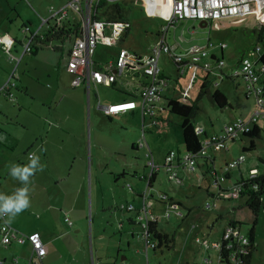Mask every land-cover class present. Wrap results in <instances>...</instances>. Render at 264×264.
I'll list each match as a JSON object with an SVG mask.
<instances>
[{"label":"crops","instance_id":"obj_1","mask_svg":"<svg viewBox=\"0 0 264 264\" xmlns=\"http://www.w3.org/2000/svg\"><path fill=\"white\" fill-rule=\"evenodd\" d=\"M65 1H62V5L70 0ZM117 1H121L126 9V20L129 24V29L127 28L128 30L121 32L119 37L114 38L110 45L101 36L98 37L94 52L91 56L94 66L101 68L106 74L112 73L115 75L114 81L110 84L105 82L80 83L77 86L72 84L74 74L68 70V64L72 46L75 40L79 36H82L81 30L77 36H74V38L72 36L68 39L71 41L68 49L65 48L64 44H56V49L55 47L46 45L43 47L38 46L37 49L34 48L30 52L34 57H25L24 55L30 54L25 53L17 61L10 60V57L7 61L0 54V58H4V61L0 63V136L7 137L5 142H0V155L4 158L0 163H8L7 165H9L12 162L17 163V159L22 161L20 164L27 162V155L24 154L26 153L24 149L27 151V148L34 145L33 151H36L41 156V162L46 164L43 172L52 171L55 185L63 182L61 186L64 188L56 187V190L58 192H76L75 195H67V198L64 197L59 204L56 203L54 200L55 197L52 198L50 193L48 195L44 193V190H46L44 188L46 187H43L42 184L36 181V178L43 179V172H38L33 178L34 187L31 193V207L7 223L21 233L30 234L38 232L43 243L40 249V255L42 257L36 252H32V244L29 241L23 244L15 241L9 244L0 243V261H2V264H123V261L127 259V255L124 254L125 249H123V242L121 241L128 242V240L124 239L127 235L124 232L120 235L124 234L125 236L123 235L124 237L117 239L115 234L119 228L123 231H128L126 222L130 223V218L134 217L138 223H141L146 220L147 214L149 217L156 218L162 229L170 232L172 231L170 224L168 223L166 226L162 225L161 218H165V221L171 218V210H176L173 207L174 204H177L178 210L185 207V203L177 198L175 193H171L170 187L165 190H157L154 186L156 177L161 170L160 168L164 169L168 175V171L164 168V165L166 156L170 151L176 152L171 162L172 168L176 171V182L180 186H186V178L193 180V177L197 175V178H200L204 183L202 184V181L198 183V188L200 189L204 185L207 196L214 199H229L222 195L224 194V189L233 187V184L238 182L241 176H244L239 165L237 166L239 177L233 181L232 171L230 169L231 177L223 183L218 182L221 190L216 188V192H213L210 188L211 184L207 178L206 171L211 174V183L215 185L214 181L217 182L218 176L222 175L215 168L217 157H219L218 155L222 156V150L214 152L213 156L209 159L197 157L195 168L190 169L185 162L186 150L181 153L178 149L169 148L166 152H161L165 153L161 155L157 146L154 143L151 144V136L153 135L152 128L165 122V113L167 111L170 112L168 109L169 101L172 99H180L190 104L187 100V95H190L189 90L195 84L198 75L203 77L202 82L206 77L209 78V76H213L214 80L217 79L215 80V84L217 85L216 89L225 93L229 103L234 106L229 95L231 90L226 89V92L219 88L231 72L225 70L224 66L219 68L217 65L219 59H223L224 61V49L220 48V57L212 51L203 59L210 63L214 62L213 65L211 64L210 71L202 68L201 65L204 61H201L199 65L196 64V66L184 68L185 70L182 73L178 71L182 67L175 64L179 77L176 83H171L169 76L159 65V60L163 52L160 53L158 66L162 73L161 89L152 104L143 106L139 101L140 91L146 84L150 83L151 77L147 76L143 69L137 65L136 59L151 55L154 45L160 41L171 46L174 52L184 55L204 46L199 47L197 44L185 46V43L180 39L170 44L167 40L168 26L163 27L161 33L158 35L159 40L151 46L148 52L149 54L136 51L131 52L128 48L118 46L119 42H124L131 29V22L127 17L128 11L126 4L129 5V2L134 3L136 0ZM140 1H145L148 4L153 16H160L167 13L169 26H175L176 28L178 24L182 28L185 26L184 20L174 23L170 22V11L172 10L170 0ZM79 4L80 9L83 12L86 11V2L82 0ZM38 5L42 9L44 8L43 10L47 9L43 3H38ZM8 6L10 12L6 13L2 9L0 11V20L5 18V21L8 19L9 22H12L16 18V15L19 16L20 13L17 12L16 8L12 7V2H8ZM51 8L59 10L62 7L56 9L54 6H50L49 12ZM80 9H73V11L80 14L78 15L81 20L78 23L83 27V18ZM43 14L39 15L41 25L34 31H41L43 27L48 25V22L53 23L52 18H50L52 17L51 12L49 17H45ZM98 19L105 21L102 18ZM210 22L208 21V24ZM30 23L33 24V21H30ZM11 31L12 28L10 26L8 28L5 27V34H10L14 39H17L18 37L14 33L12 34ZM113 31V25L108 24L105 29V35L112 36L114 35ZM100 41H103L105 48L99 47L98 42ZM208 41H210V38ZM121 50H127L132 59L124 66L117 65ZM166 55L171 59L169 54ZM12 62H16L13 71L17 77L15 85L10 88V91L13 92L12 97H10L1 91V88L10 76L9 74L7 75V71L10 70L9 67ZM185 74L188 75L186 89L181 85L182 79H180ZM235 79L237 80L235 83L237 87H240L241 83L244 85L245 100L248 101L250 96L253 95V92L248 88L243 78L239 77ZM261 85H264V80H262ZM126 100H136L138 101V105L133 109L111 115L101 109L102 105ZM261 117L264 118V114ZM130 119H141V125L139 124L140 129H132L130 131L129 127L131 126L128 123H124L125 120L129 121ZM235 121L227 123L226 125L232 124ZM258 125L261 126L259 121ZM196 130L199 136H203H201L202 139L209 138L211 135L220 132L210 133L205 127L200 125H196ZM115 132L123 137L116 136ZM147 133H150L149 138L147 137ZM107 135L109 139L106 140L108 141L106 144L104 142ZM98 138H102L103 141H98ZM19 146H24L20 154L14 151L15 147ZM8 150L11 152V156L9 157L11 161L9 162L6 158ZM135 150H142L145 157L146 152L149 151L150 157L153 158L154 163L160 166V170L155 171L156 175L151 184H149L150 181L146 180L147 184L143 190H141L140 186L135 188V190L133 189V191L128 192L125 190V193L118 195L116 189L113 187V183L114 181L120 182L119 179L125 176L127 174L126 172L130 171V168L127 169L130 163L131 170H135V165L137 164L136 155L132 152ZM224 150L229 151V147ZM22 153L24 156H22ZM114 155L119 156L118 160L122 161V167H112L117 162L111 163ZM161 158L163 159L160 161ZM72 159H74L73 166L77 165L73 169L72 165L68 166ZM233 160L235 159L230 161ZM210 163H212V168ZM7 165L1 167V169H5L6 173H8ZM146 167L149 169L147 165ZM104 169H109L108 174L112 175V178H106L104 180L109 182L106 185L110 193L105 192L101 185L99 186L100 181H102L100 173H106ZM251 169L259 168L256 166L250 167L246 176L249 175ZM7 180L8 177L2 180V182ZM75 180H78V187L74 186ZM169 180L173 181V179ZM14 186H18V182L14 181L12 187ZM11 188L7 187V190L10 191ZM57 191L55 194H57ZM165 195L167 197L163 199ZM241 199L244 201L241 202ZM134 200H138L139 205H136V202L134 204ZM47 201L51 202V204L47 203ZM244 202V197L238 196L236 200L237 204L235 205L244 208ZM209 203H207V208L211 209V203ZM161 204H165V207ZM212 204L213 207L217 206L215 202ZM130 205H133L134 209H127ZM144 205L146 206V211L143 209ZM188 209L191 211L193 206H189ZM116 212H121V215L116 217ZM131 212H133V215H130ZM160 212L164 214L159 215ZM167 212H170L169 217L166 215ZM178 216L184 218L181 212L178 213ZM67 218H70L69 221L71 224L66 220ZM4 221L5 219H0L1 223ZM113 226H117L118 230H115ZM109 227H112V229H109ZM192 228L198 229L202 227L194 224ZM120 232L118 231L117 234ZM221 237L222 233L220 238L217 237V239L211 241L209 237L196 236L195 242L208 253L201 258L199 263L192 260L191 250L186 247L187 243L184 244L182 254L183 264H205L208 259L212 260V263H216L219 254L218 241ZM198 238L207 241L208 247L200 245L197 241ZM151 248V246L148 248L145 246L147 261L149 258L148 252ZM147 264H150V261Z\"/></svg>","mask_w":264,"mask_h":264},{"label":"rangeland","instance_id":"obj_2","mask_svg":"<svg viewBox=\"0 0 264 264\" xmlns=\"http://www.w3.org/2000/svg\"><path fill=\"white\" fill-rule=\"evenodd\" d=\"M0 1V11L4 9L6 13H9L10 8L8 6V2H12V7L16 8L17 12L20 13L19 16L16 15V18L13 19L12 22H9L8 19H6L5 21V18H2L0 20V40L3 43L7 44L8 41L7 36L4 32L5 27L8 28L10 26L12 28V34L14 33L16 37H18L17 43L11 46L9 48V51L3 50L0 46V54L3 55L7 61L10 55L14 56L16 58V61L22 56L25 42H27L25 38V32H23L24 24L29 25L31 30L34 31L41 25V19L39 18L40 14L44 13L43 15L45 17H49L50 6H54L56 9H59L60 7H64L66 5V8L68 9L66 18L70 19L72 22H79L81 20L79 16L80 14L78 13V15L77 13H75L71 5H69L71 0L68 2L67 0ZM62 1H65L67 3H64V5H62ZM38 3L45 4L47 9L43 10L44 8L42 9L38 5ZM128 4L129 5L126 4V8L128 11L127 17L131 22V29L124 42H119L118 46L128 48L131 52L136 51L139 53H148L151 49V46H153L157 42V40H159L158 35L159 33H161L163 27L166 26L169 27L167 40L170 44L175 43L180 39L185 43V46H190L192 44H197L199 47L204 46L203 48H205L208 53L214 51L220 57L221 45L226 43L227 47L224 48V68L228 71H231V69L233 68H237L240 64V58L243 56L248 57L254 62L257 61L260 53L255 51L254 48L256 46H260L262 51L264 52V43L257 41L259 26L264 23V9H262L258 3L253 4L252 8L243 14L224 16L219 19H214L204 27L200 26L199 20H184L185 26L183 28L179 26V24L177 28L175 26H169L167 13L160 16H153L150 12L148 4H146L145 1L142 2L140 0H136L134 3L129 2ZM30 21H33V24L30 23ZM72 36V38H74V35ZM209 38L210 41H208ZM47 43L48 44L46 46L55 47L56 49V44L60 45L61 41L52 40L51 42ZM63 44L65 48L68 49L71 41L66 39ZM98 44L99 47L105 48L103 41L98 42ZM97 54L99 55V53ZM24 56L34 57V55L31 53ZM4 58H0V63L4 61ZM15 64L16 62H12L9 67L10 70L7 71V75H10L13 72ZM211 64L213 65L214 62H212ZM159 65L169 76L171 83H176V80H178L179 78L176 72V65L166 55V53H163L161 55ZM260 75L262 83V80H264V72L262 74L260 73ZM15 76L17 77L16 74ZM16 77L11 80L14 85ZM180 79H182L181 85L184 87V89H186V81H188V75L185 74L181 76ZM202 79L203 77L201 75H198L195 84L189 90V93L190 95L192 94V96L190 97V95H187V100L190 103L193 102L199 95ZM209 79L212 80L213 83L208 94L203 96L199 102L200 110L195 118V124L197 126H203L211 133L220 131L224 126H226L227 123H231L238 118L242 117L245 120H249L251 118V116L256 111L255 94L250 96L248 101H246L244 85L241 83V86L237 87L235 84L237 81L236 79L232 80L227 78L223 81L219 88L224 91H226V89L231 90L229 92V95L230 100L233 102L234 106L221 108L217 104L213 103L211 99V93H213L217 88V85L215 84V80L217 79L214 80L213 76H209ZM10 92L13 94L12 91ZM165 116V122L163 124H159L157 127L155 126L152 128L153 135L151 136V144L154 143L157 146L158 151L161 155L165 154L161 152H166V150H168L169 148L178 149L181 151V153H183L185 149L181 128L182 118L179 115H176L169 111L165 113ZM258 121L261 126L264 127V118L261 117ZM124 123H128L131 126L129 127L130 131L132 129H140L139 124L141 125V119H130L129 121L125 120ZM115 135L118 137L122 136L117 132H115ZM149 136L150 133H147L148 138ZM107 139H109L108 135L107 138H105L104 142L106 144L108 143V141H106ZM98 141H103V139L98 138ZM248 142V139L244 136L239 137L235 140H230L228 142L229 151L222 149V156L218 155L219 157H217L216 160L215 168L219 174H225V166L227 163H229L228 161L237 159L241 154L245 156V160L240 163V167L242 169V172L244 173V176H246V174L248 173L247 171L252 166H256L260 171L264 172V162L259 159L260 157L264 158V132L261 134V137L256 140V149L253 151L244 152L243 147L247 145ZM33 147L34 145H32L30 148H27V151H25L24 149V152H26L24 154L28 155V153L33 152ZM23 148L24 146L15 147L14 151L19 152L20 154V152L23 151ZM132 152H134V154L136 155L135 158L137 164L135 165V170H131L130 163L127 166V169L130 168V171L126 172L127 174L119 179L120 182L114 181L113 187L116 189L118 195L125 193V190H127L128 192L133 191V189L135 190V188L140 186L141 190H143V188L147 184L146 180L142 178V176L149 172V169L146 167L147 158L144 156L142 150H135ZM10 153L11 152L8 150V154L6 156L8 162L11 161V159L9 160V157L11 156ZM24 154L22 153V156H24ZM3 159L4 158H2L0 155V162ZM118 159L119 156L114 155L111 163L115 161L117 162L112 167L118 168L123 166L122 161ZM162 159L163 158H161L160 161ZM73 160L74 159H72L68 165H72V169L77 166H73ZM21 162L22 161L20 159H17V163L20 164ZM25 163L27 162H24L23 164ZM7 164L8 163H0V183L2 182V180H5V178L8 177L7 181L1 183L0 191L4 192L6 190V192L10 193L15 188V186L12 187L14 180L8 175V173L5 172V169H1L3 165L5 166ZM210 165L212 168V163H210ZM220 166L222 167V169ZM160 169V172L157 175L154 183L155 189L165 190L170 187L171 193H175V196L185 203V207H182L181 210H171L172 215L171 218L167 219L168 221H165V218H161V224L166 226L169 223L172 228V231L170 232L175 233L177 248L171 251L167 250L166 248L153 251V249L151 248L148 252V261H150V264H183V245L186 243V247L191 250L192 260L199 263L201 258L208 253H206L204 249L195 242L196 236H206L209 237L211 241L217 239V237L220 238L221 233L223 234L224 230L227 228V225L231 220H239L240 222H242L241 231L244 234H248L249 228L251 227L254 218L253 213L248 208L237 207L235 205L237 204L235 200L231 201L223 198L214 199L207 196L204 185L202 188H198V183H201L202 180L200 178L198 179L197 175L193 177V180L186 178V186H180L176 182V178L173 179V181H170L166 171L162 168ZM230 169L232 171V179L233 181H235L239 177L237 166ZM104 170H106V173H100L102 181H100L99 186L101 185L105 192L110 193L106 185L109 182L104 180H106V178H112V175L108 174L109 169ZM42 175L43 179L36 178V181L39 184H42L43 187H46L44 188L46 189L44 190V193L46 195L50 193L52 198L55 197L54 200L56 203L59 204L64 197L67 198V195L76 194V192L72 191L58 192L56 190V187L64 188L63 186H61V183L63 182H59L55 185L54 175L52 171H45ZM206 175L208 176L207 178L211 184L210 188L213 192H216V187L211 183V174L206 171ZM65 180L67 181V179ZM202 184H204L203 181ZM74 186L78 187V180H75ZM7 187L12 188L10 189V191H8ZM33 187L34 185L32 184L31 188ZM56 191L57 194H55ZM243 201L244 200L241 199V202ZM133 202L134 204L136 202V205H139L138 200H134ZM214 202L217 205L216 207H213L212 203ZM47 203L51 204V202L49 201H47ZM207 203L211 205V209L207 208ZM161 205L165 207V204ZM189 206H193V209H191V211H189L188 209ZM179 212L184 215V218H182V216H178ZM115 214L116 217H118V215H121V212H116ZM163 214V212L159 213V215ZM130 215H133V212H131ZM126 224L128 231H123L121 230V228H119L118 230L117 226H113L115 227V230L121 231L119 234H117L118 231L116 232L115 236L117 237V239H121L125 236L124 234L127 233L124 239L128 240V242L124 240L121 241L123 242V249H125L124 254L127 255V259L123 262L126 264H147L145 243L142 238H140V236L142 237V230L140 225L136 224L135 226H133L134 236H132V226H130V223L128 222H126ZM194 224H198V227L202 228L193 229L192 225ZM109 229H112V227H109ZM123 232L124 236L120 235ZM256 241L257 250L254 254L251 264H264V209L261 211L259 216Z\"/></svg>","mask_w":264,"mask_h":264},{"label":"built area","instance_id":"obj_3","mask_svg":"<svg viewBox=\"0 0 264 264\" xmlns=\"http://www.w3.org/2000/svg\"><path fill=\"white\" fill-rule=\"evenodd\" d=\"M82 0H72L70 1L69 5L75 10H79L80 4L79 2ZM86 2V11L82 13L83 18V27H81V34L79 36L71 49L70 59L68 64V70L74 74V78L72 80V84L77 86L80 83H112L115 79V75L112 73L106 74L102 71L101 68L96 67L93 65L91 56L94 52V48L97 42L98 37H102L105 42L110 45L113 42L114 38L119 37L121 32L126 30L129 26L127 22L116 20L112 22H107L106 20H99L93 18L96 13V5L101 0H83ZM107 2H113L116 0H105ZM171 3V14H170V22L174 23L177 21H182L186 19H193V20H207L212 21L214 19H219L224 16H233L238 14H243L249 11L253 4L258 3L259 6L264 9V0H170ZM68 9L66 6L60 8L59 10H54L51 8V16L50 18H62L66 16ZM46 21V20H45ZM47 22V21H46ZM108 24L113 25V33L114 35L109 36L105 35V29ZM23 32L28 34V39L26 40L24 45V51L22 53H30L33 51V39L35 35L39 32L32 31L30 26H24ZM0 46L3 50L9 51L11 46L3 43L0 40ZM227 47V44H222L221 49ZM169 54L172 61L182 67L179 68V72L182 73L186 67H192L199 65L201 61H204L208 56V52L203 49H197L194 51L189 52L187 55L176 53L173 51V48L169 45H166L163 42H157L154 47L151 55L146 56L144 58H139L138 61L141 62L140 67L143 68L144 73L147 76L151 77L150 83L146 84L140 91V103L143 106H148L152 104L155 99L157 98L162 83V73L158 66V59L160 53ZM189 56V57H187ZM10 60L16 61V58L10 55ZM132 60L131 55L127 50H121L119 53V57L117 60V65L124 66L128 63V61ZM137 62V59H136ZM218 67L222 68L224 66L223 59L218 60ZM203 69L206 71L211 70V63L209 61H204L201 65ZM230 75L233 77H242L245 79L248 88L255 94L256 96V104H257V111L252 115V117L248 121H244L243 119H238L234 123L226 125L224 129L220 132H217L211 135L209 138L206 139L204 143L203 149H201L198 154L195 156L189 157L186 155L185 162L190 169L195 168L197 164V157H206L211 158L213 156V152L221 151L222 149H228V142L230 140H235L244 133L248 132L252 125L257 122L262 114H264V85H261V75L259 71L255 68V65L251 59L248 57H243L240 64L237 68H233L230 72ZM16 77L15 72L13 71L8 81L5 85L1 88V91L12 97V93L10 92V88L14 85L11 80ZM9 91L5 92L6 89ZM138 105V101L136 100H126L117 103H111L108 105H102L101 109L111 115V114H118L130 109L135 108ZM263 111V112H262ZM176 152L170 151L169 154L166 156V161L164 168L168 171V178L175 179L176 171L172 168V160L175 157ZM146 157L148 158L147 166L149 167L148 174L142 176V178H146L150 181L152 175L157 171L160 166L154 163L152 157H150L149 151L146 152ZM245 160L244 155H240L238 159L231 161L225 167L226 170L229 168H233L237 166L239 163ZM257 174V169H251L249 171V176L254 177ZM222 176L218 177L217 181L222 182ZM239 187L234 186L229 187L225 190L224 195L226 197H233L238 198L239 196ZM173 207L175 209L178 208L177 204H174ZM127 209H134L133 205L127 207ZM143 209L146 211V206H143ZM166 215L169 217L170 212H167ZM141 218V216H139ZM69 223V219H66ZM156 218L149 217L146 214V220L141 222V230H142V239L145 242L146 248L149 246L154 247L155 243L152 240L149 232H148V221H155ZM224 238H229L231 235L232 237L236 238V246L237 248L242 251L245 245L248 243V237L246 234L242 233L239 227H235L233 225H229L225 229ZM17 242L19 244H23L26 241H29L32 244V252L37 253L40 257V249L43 246L41 237L38 232H33L30 234H25L17 231L14 229L9 223L6 221L0 222V243L9 244L11 242ZM200 245H204L208 247L207 241H203L202 239H197ZM219 251H220V244ZM208 262H212V260L208 259ZM2 264V261H0Z\"/></svg>","mask_w":264,"mask_h":264},{"label":"trees","instance_id":"obj_4","mask_svg":"<svg viewBox=\"0 0 264 264\" xmlns=\"http://www.w3.org/2000/svg\"><path fill=\"white\" fill-rule=\"evenodd\" d=\"M95 9H96V13L93 18L96 19L102 18L106 21H115L119 19L124 22H127L126 9L124 8L121 1L116 0L110 3L105 0H101L96 5ZM66 17L67 16H64L60 19L52 18L53 23L48 22V25L43 27L42 30L35 35L33 42L31 44L33 45V48L37 49L38 46L43 47L48 44L47 42H51L52 40H60L61 41L60 45H62L63 42L66 39L71 38L72 35L77 36L81 30V24L78 22H72L70 19ZM24 26H27V24H24ZM6 36L8 40L7 41L8 46H13L15 45V43H17L18 40L14 39L10 34H6ZM25 38L26 40L28 39V34L26 33H25ZM257 41L264 43V23H262L259 26V30L257 33ZM254 49L260 54L258 60L255 62L253 61V63L255 65V68L258 71H260L259 73L262 74L264 72V52L262 51L260 46H256ZM242 59L243 57L240 58L239 63L241 62ZM137 65L138 66L141 65V62L138 61V59H137ZM227 78L234 80V78H239V77H233L229 75L227 76ZM212 83L213 81L206 77L204 81L201 83L199 95L190 104L183 102L180 99H172L169 101L168 104V109L170 110V112L179 115L182 118L181 128L183 134V141H184L185 150L189 157L198 154V152H200L201 149H203V147L205 146L204 143L207 138L202 139V137L199 136V133L196 130L195 118L200 110L199 102L203 96L208 94ZM7 91H9L8 88L5 90V92ZM211 99L213 103L217 104L221 108L232 106L229 103L225 93H223L219 89H216L214 90L213 93H211ZM263 132H264V127L259 126L258 121L255 122L252 125V127L249 129V131L243 134V136L246 137L249 141L248 144L243 147V151L248 152L255 150L257 145L256 140L261 137V134ZM205 134L207 135L206 132ZM202 158H206V157H202ZM259 159L262 162H264V159H262L261 157ZM239 165L240 163L237 166ZM229 170L230 168L226 170L225 174L218 176V177L222 176L223 178L222 183L226 179H229L231 177V173L229 172ZM155 175H156L155 173L152 175L149 184H151ZM214 184L216 188H219L221 190L218 181L217 182L214 181ZM233 185L239 187L240 189L239 197H244L245 199L243 205L246 208H248L254 215L252 225L249 228L248 234H246L248 237V243L245 245L242 251H240L236 246L235 237H232L231 235L229 238L226 239L224 238L223 235L225 232L224 230L221 239L218 241V243L220 244V251L216 263L208 262L205 264H251L254 254L257 250V241H256L257 225L259 223L260 213L264 209V172L257 169V174L254 177H250L249 175L241 176L238 179V182H236ZM228 188L229 187L225 188L224 192ZM163 197H164L163 199H165V197L167 196L165 195ZM226 198H229L228 200L231 201L234 200L236 201L238 199L233 197H226ZM135 221L136 219L134 217L129 219V222L131 224ZM158 222L159 221L157 220L148 221V232L155 243V246L152 247V249L155 251L161 250L162 248H166L169 251L174 250L176 245L175 233L165 231L159 226ZM230 224L239 228H241L242 226V222H240L239 220H231L230 223L227 225V227H229Z\"/></svg>","mask_w":264,"mask_h":264},{"label":"clouds","instance_id":"obj_5","mask_svg":"<svg viewBox=\"0 0 264 264\" xmlns=\"http://www.w3.org/2000/svg\"><path fill=\"white\" fill-rule=\"evenodd\" d=\"M6 140V136H0V142H5ZM6 167L8 175L18 182L19 185L10 193L0 191V219L10 222L31 207L33 178L38 172L45 170L46 164L42 163L41 156L36 151H33L28 153L27 163L12 162Z\"/></svg>","mask_w":264,"mask_h":264},{"label":"water","instance_id":"obj_6","mask_svg":"<svg viewBox=\"0 0 264 264\" xmlns=\"http://www.w3.org/2000/svg\"><path fill=\"white\" fill-rule=\"evenodd\" d=\"M200 26H207L208 25V21L207 20H200ZM136 224H138V225H140V223H138L137 222V220L135 221V222H133L132 224L130 223V226H132L131 227V230H132V236H134V227L133 226H135ZM141 227V226H140ZM146 253H147V251H146ZM148 262V261H147ZM124 264H126V263H124Z\"/></svg>","mask_w":264,"mask_h":264},{"label":"bare ground","instance_id":"obj_7","mask_svg":"<svg viewBox=\"0 0 264 264\" xmlns=\"http://www.w3.org/2000/svg\"><path fill=\"white\" fill-rule=\"evenodd\" d=\"M44 36V35H43Z\"/></svg>","mask_w":264,"mask_h":264}]
</instances>
